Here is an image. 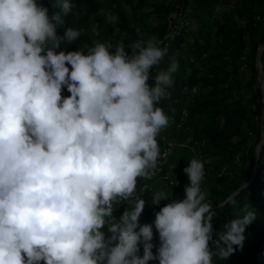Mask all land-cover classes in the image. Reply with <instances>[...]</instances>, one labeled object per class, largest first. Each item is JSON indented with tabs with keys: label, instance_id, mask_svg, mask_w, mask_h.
<instances>
[{
	"label": "clouds",
	"instance_id": "clouds-1",
	"mask_svg": "<svg viewBox=\"0 0 264 264\" xmlns=\"http://www.w3.org/2000/svg\"><path fill=\"white\" fill-rule=\"evenodd\" d=\"M56 6L60 12L50 16L38 0H0V264L227 260L243 247L255 212L244 205L214 233L217 212L196 157L183 169V200L151 192V205L170 201L155 213L156 255L153 225L139 224L146 202L136 195L137 182L158 170L157 138L171 122L160 104L171 96L178 62L173 57L154 71L168 46L137 29L127 44L131 54L123 40L96 42L87 54L58 51L81 32L65 26V17H79L71 0ZM107 19L114 24L117 17ZM121 201L127 208L117 221ZM229 204L236 201L217 207Z\"/></svg>",
	"mask_w": 264,
	"mask_h": 264
},
{
	"label": "rangeland",
	"instance_id": "rangeland-1",
	"mask_svg": "<svg viewBox=\"0 0 264 264\" xmlns=\"http://www.w3.org/2000/svg\"><path fill=\"white\" fill-rule=\"evenodd\" d=\"M91 1L93 5H82L80 8L86 12L88 18L85 25L80 28L78 25L75 26L84 37L79 41L82 50L92 47L96 42L115 45L122 40L127 49V44L138 38L137 29L144 36H149L150 30L154 28H157L158 32L163 30L166 20L164 0ZM198 1L202 2L201 9L192 3L193 13L197 14L202 22L207 21L209 25L211 23L207 36L210 43L208 49L201 56L198 55L199 51L196 50L194 43L199 40L203 46L205 39L204 37L200 39L198 36L197 22H195V16H192L190 17V28L167 45L169 47L172 44L159 69H156V71L166 69L173 57L177 62L181 57L185 59L197 57L196 69L192 77L193 85L186 82L174 98L171 94L170 98L161 101L160 104L165 113L171 117V122L157 139L161 153L166 147V142L172 143V151H169L165 167L170 171L177 185L170 187L164 182L157 181L153 192L164 191L171 200H183L185 186L189 183L183 169L188 166L187 161L193 157L202 160L205 168L202 189L208 192V199L213 202V210L217 212V216L212 221L215 233L223 230V224L229 220L222 207H217L220 197H213L210 189L217 184L218 177L224 178L221 182L223 191L233 178L236 181H243L242 185L246 184L255 166V147L257 135L262 130L261 117L264 100L256 95L260 83L254 68H256V53L261 45L260 41L264 39V0ZM114 9H117L120 15H117ZM109 13L117 17L114 24L108 22ZM85 53L87 54L86 49ZM261 56L264 82V50ZM192 60L193 58H190V61ZM177 74H179V67L173 74V78ZM223 99H226V103L233 110L242 106L243 111H246L244 118L235 113L231 114V122L224 132L228 137L235 136L231 138L234 145L238 143L239 138H245L247 147L237 153H228L234 151V146L220 151L221 154L213 146L211 135H209L211 132L207 128L212 111L206 109L199 116L192 113L194 106L199 103L209 101L216 103ZM200 125H204L203 131L198 127ZM222 125L223 120L221 119L219 127L221 128ZM143 199L146 202L147 211L152 206H156L150 203L151 193ZM169 202L165 200L160 205L164 206ZM244 205H249L255 212V207L245 200L244 203H238L235 208L231 209L232 215L242 214L240 209ZM123 212L124 210L114 213L117 221ZM139 224H147L146 218L141 216ZM249 227H261L264 232V219H254ZM102 231L105 232L106 238L110 237L111 234L107 232V227ZM258 231L260 232L261 229ZM213 264H215L214 261Z\"/></svg>",
	"mask_w": 264,
	"mask_h": 264
},
{
	"label": "trees",
	"instance_id": "trees-1",
	"mask_svg": "<svg viewBox=\"0 0 264 264\" xmlns=\"http://www.w3.org/2000/svg\"><path fill=\"white\" fill-rule=\"evenodd\" d=\"M39 3H41L44 7H47L49 10V15H56L60 12V9L56 6V0H38ZM71 2L74 4L73 12L75 11L79 13V17L76 19H73L72 15H69L65 17L66 25L67 27H73L78 25L80 28L81 26H84L87 17L86 12H83L81 8L82 5H93L91 3V0H71ZM221 2H224V0H221ZM192 3L199 9H201L202 2H199L198 0H183L182 1V7L184 9H188L189 13V19L192 16H195V22H197L196 30H198V36L200 39L204 37L205 43L202 44L199 42V40H196L194 45L196 47V50L199 51V56H201L203 53H205V50L208 49L209 39H207V36L209 35V27H211V23L209 25V22H202L201 19L198 18V15L193 13L192 9ZM169 8L165 6L164 2V18L168 15ZM114 12L117 15L118 11L117 9H114ZM85 14V15H83ZM80 22V23H78ZM81 24V25H80ZM78 29V28H76ZM166 25H163V30L161 32L157 31V28H154L150 30V35H155L158 39H162V36L165 32ZM188 30V29H187ZM186 31V30H185ZM184 31V32H185ZM183 32V33H184ZM58 36H63V29L58 28L57 31ZM84 39L82 35L74 41L72 44H62L61 49L64 50L66 53L70 51H77L81 49L79 45V41ZM264 42V39H261L260 44ZM172 45V44H171ZM171 45L168 47L170 48ZM128 52H130V49H126ZM264 50V49H263ZM86 54V53H85ZM190 58H193L192 61H190ZM188 59H185L184 57H181L178 59V67H179V74L174 76V84L171 89H169L170 93L172 94V98L175 97L177 92L181 89L182 86L185 85L186 82H188L190 85H193L192 77L194 76L195 69H196V62L197 57H190ZM262 61V56H261ZM70 67V66H69ZM264 68V67H263ZM256 68H254V72ZM70 93L67 92V89L65 88L62 91V96L67 97ZM256 95L262 100H264V95L261 94L260 87L256 91ZM226 99L217 101L216 103L210 102H203L199 103L194 106V109L192 113L202 114L206 109H209L212 111V117L210 118V121L207 122V128L208 131L211 132L209 135H211V140L213 142V146H215V149L220 153V151L228 150V148H233L234 151L228 152V153H237L239 151L244 150L247 147V142L244 137L239 138V141L236 145H234L231 141V138H235V136L231 135L228 137L227 134L224 132L228 129L229 124L231 122V114L235 113L241 116V118H244L246 111H243L242 106H239L238 109L233 110L229 107V104L226 103ZM178 105H176L177 107ZM263 106V105H262ZM223 120V125L221 128L219 127V121ZM204 125L198 126L202 131L204 128H202ZM261 133L257 135V142L256 145L260 139ZM197 138V137H196ZM198 139V138H197ZM221 154V153H220ZM223 155V154H222ZM231 155V154H228ZM224 178L218 177L217 178V184L214 185L210 189V194L213 197H220V202L226 201L229 197H231L235 192H237L240 187L243 184V181H236L234 178L229 182L230 184L226 187L223 191V184H221L222 180ZM227 185V184H225ZM211 196V197H212ZM232 199L236 201V204L238 203H244L245 200L249 201L251 205L255 207V220H263L264 219V144L261 147V151L259 153V159H258V169L251 180V182L240 189V191L235 194ZM209 200V199H208ZM163 207V205L159 206H152V208L147 211L144 209L141 216L146 218L147 224L153 225V240L152 244L154 245L152 251L153 254L156 255V249L159 247V236L158 233L155 230L154 227V220H155V213L160 211V208ZM127 208V207H126ZM125 208V209H126ZM235 208V206L227 205L225 207H222V210L225 212L227 219L231 220L232 215L231 209ZM124 209V210H125ZM130 209V206H129ZM118 213V212H116ZM261 229L259 232L258 230ZM246 237L245 243L242 248H236V250L233 252L231 256L227 260H217L215 257L213 261L215 264H264V232L262 231L261 227H254L250 228L249 225L246 228ZM141 257L143 256V246L140 245V251L138 253ZM149 264H158V260L150 261Z\"/></svg>",
	"mask_w": 264,
	"mask_h": 264
},
{
	"label": "built area",
	"instance_id": "built-area-1",
	"mask_svg": "<svg viewBox=\"0 0 264 264\" xmlns=\"http://www.w3.org/2000/svg\"><path fill=\"white\" fill-rule=\"evenodd\" d=\"M183 0H164L165 6L170 10L166 16L165 25L166 31L162 37V41L165 45H169L174 39L180 37L183 32L190 28V19L188 16L189 10L182 7ZM156 71V69H154ZM172 143L170 141L166 142V147L162 150L161 157L158 160V170L151 179H139L137 182L136 195L143 198L147 196L155 189V184L157 181H161L174 187L177 183L172 179L170 171L165 167L167 157L169 156V151H172ZM127 207V202L121 201L115 206V211H123ZM43 264V262H41Z\"/></svg>",
	"mask_w": 264,
	"mask_h": 264
},
{
	"label": "water",
	"instance_id": "water-1",
	"mask_svg": "<svg viewBox=\"0 0 264 264\" xmlns=\"http://www.w3.org/2000/svg\"><path fill=\"white\" fill-rule=\"evenodd\" d=\"M263 49H264V42L259 46V48L257 50V53H256V62H255L256 71H257V75H258V80H259V83H260V90H261V94L262 95H264V82H263L262 62H261V53H262ZM261 120H262V128H263L264 127V103H263V106H262V117H261ZM263 140H264V138H262V135H260V139H259V141H258V143H257V145L255 147V159L256 160H255V166H254L253 172L251 174V178H250V180L246 184L242 185L240 187V189L243 188V187H245V186H247L251 182V180L253 179V177H254L257 169H258L259 152L261 150L260 149V146L263 143ZM240 189L237 192H235L229 198H232L235 194H237L240 191Z\"/></svg>",
	"mask_w": 264,
	"mask_h": 264
},
{
	"label": "bare ground",
	"instance_id": "bare-ground-1",
	"mask_svg": "<svg viewBox=\"0 0 264 264\" xmlns=\"http://www.w3.org/2000/svg\"><path fill=\"white\" fill-rule=\"evenodd\" d=\"M261 135H262V138H264V127L262 128V130H261ZM264 144V140H263V143L261 144V146H260V149H261V147H262V145ZM261 151V150H260ZM260 153V152H259Z\"/></svg>",
	"mask_w": 264,
	"mask_h": 264
}]
</instances>
